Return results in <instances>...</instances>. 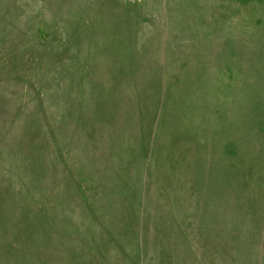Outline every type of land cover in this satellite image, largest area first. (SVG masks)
Listing matches in <instances>:
<instances>
[{
  "label": "rangeland",
  "instance_id": "obj_1",
  "mask_svg": "<svg viewBox=\"0 0 264 264\" xmlns=\"http://www.w3.org/2000/svg\"><path fill=\"white\" fill-rule=\"evenodd\" d=\"M263 47L264 0H0V264H142L137 246L147 238L135 243L128 221L99 222L90 205L76 204L72 212H80L82 230L68 231L60 201L78 202L79 187L87 194L99 188L115 216V193L140 187L147 170L149 202L137 198L136 209L155 222L146 225L149 231L172 216L170 209L192 210V183L204 201L197 205L217 206L219 233L239 224L235 215L257 222L252 230L260 256L236 248L242 254L223 261L264 264V211L248 204L262 213L251 217L254 212L238 208L241 199L264 200V143L260 135L249 137L255 119L245 140L242 114L234 110L230 122L239 123L224 134L233 146L216 133L215 149L207 145L220 105L230 106L218 96L223 84L230 76L256 78L248 76L254 72L248 60ZM17 52L22 69L11 62ZM60 73L68 78L59 83ZM22 78L37 91L21 88ZM166 97L178 104L166 105ZM190 103L201 106L209 128L199 123L193 130ZM165 125L176 129L177 146L167 143ZM151 136L153 153L166 155L158 159L162 165L142 159L141 145ZM226 146L236 153L225 155ZM225 156L234 157L232 167ZM172 164L177 174L169 191L173 176L163 167ZM242 225L229 232L238 246L249 229ZM151 253L143 264L152 263Z\"/></svg>",
  "mask_w": 264,
  "mask_h": 264
},
{
  "label": "trees",
  "instance_id": "obj_2",
  "mask_svg": "<svg viewBox=\"0 0 264 264\" xmlns=\"http://www.w3.org/2000/svg\"><path fill=\"white\" fill-rule=\"evenodd\" d=\"M20 54L21 52H17L11 58V62L16 60V57H18V55ZM250 55L252 56V58H249L248 64L250 67L253 68L254 72L250 68L248 76H250V74H253L252 76L256 78H250V79L241 78L237 80L235 76H230L228 77L229 80L223 84L224 86H222L226 88L229 96L226 97L224 95L225 88H222L221 92L218 93V96L221 95L222 97H225L226 99H228L230 106L226 107L224 106L225 103H222L220 105L221 109L219 110V114H218L219 118L215 119L217 121L214 120V123L212 122L211 137L208 140L209 142L207 144L209 149H211L212 151L215 149V144L213 143L214 133H216L217 136L220 135V137L224 138V139L221 138L220 140L226 141V144L231 143L230 145L233 146V143L230 142L231 139L226 137L224 134L228 133V131H226L227 130L226 128H229L231 124L239 123V121H243L246 126V132H245V140H246V136L248 134L247 127L253 126L252 121L255 119V126L257 127V129H255L254 127L253 134L249 135V137L255 134L260 135V141L264 143V139H263L264 137V77H263L264 76V47L260 48L259 51L257 52L256 51L251 52ZM261 55H262V58H259ZM17 61H14V63L16 64ZM17 63L18 64L16 65L18 66V69H22V65H20L21 62L18 61ZM32 64L33 63L29 61L28 66L30 69L32 67ZM67 78L68 76L65 78L60 73L59 78L56 79V81L57 82L66 81ZM234 79H236V81ZM23 81H26V83L24 84L25 85L24 87L21 85ZM18 83L20 84L21 88H28L29 90H31V92H34L36 90L35 86L32 85V82L29 79L24 80L22 78ZM62 87H63V84L61 86L59 85L60 91H63ZM164 100H165L166 105H174V104L177 105L178 104L176 101L172 100L169 97H166ZM236 101L238 104L236 103ZM190 104H192L193 106L192 114L194 112L193 119H191V121L189 122L191 123L190 126L193 127V130L195 128L196 130L199 128V125H198L199 123H201L203 127L206 126L205 122L203 121L204 118L202 115V113H204V110L197 103H190ZM234 110L242 114V116L239 119V121L230 122V115ZM245 115H246V119H245ZM248 116L252 117L249 126H248ZM206 128H209V127L206 126ZM172 129L173 128L171 126L165 125L166 141L170 146L175 147L178 145L179 139L176 134L177 131H175L176 129H174L173 132H172ZM45 132H46V135L50 136L51 132L47 125L45 127ZM199 135L200 134H197V135L192 134V136H195L197 141H199V138H198ZM191 143H193V138L191 140ZM141 147H143L141 151L142 159L144 160L146 159L147 163L150 162L151 159H155L157 163L159 161L158 159H161L163 157H164L163 159H167L166 155H164L163 157H161L160 155H157L158 156L157 157L153 153V148H154L153 136H151L147 141H145L144 145L142 144ZM226 148H227V151L229 150L230 152V148H228V146H226ZM226 153L225 155H229V154L234 155L236 153V149L234 150V154H232L231 152L228 154ZM225 157L230 162V166L232 167L234 164V161H231V159H233L234 157L233 156H228V157L225 156ZM170 159L172 158L170 157ZM173 159H176V158H173ZM160 164L161 162L159 161V165ZM163 169H166V172H170L169 175L173 176L172 177L173 179L171 178L170 180H168V189L169 191H171L173 190V187H174L175 175L177 174L176 167L174 164H172V166L170 167L168 166L167 168L163 167ZM142 174H143L142 175L143 180L140 183V187L139 185L135 183V184H132V186L127 191L121 190L115 193L116 194L115 196L116 206L112 205L116 208L115 216L113 215L114 213L113 208L108 203V201H106L107 199H104V197L106 196H103L102 189H99V188L98 190L97 189H94L93 191L91 190L92 192H89L87 194L85 193V190L82 189V187H79L78 192L80 196L77 197L78 202H75V203H73L74 199L72 200V202H66L67 201L66 199L65 200L62 199L60 203L62 202L61 207L64 204L65 211H63V213H66V216H64V219H67L65 220L67 224V230L68 231L70 230L75 233H79L82 230V226H83L82 224L84 221L80 218V212L75 214L72 211H75L78 208L76 206L80 204H82L83 206L86 205L87 207L88 205H90V208H92V211L94 212V215L99 222H103V221L112 222V220L117 219L121 222V224H123L122 221H125V222L128 221L131 226L130 233L134 236L135 243L142 244L145 242V238H147L146 244L137 246L139 253L141 252V255H139L138 253L139 259L137 261H140L142 264L146 260V257H148L149 252L150 253L152 252L151 257L149 258V260H153L151 264H155L154 263L156 262L155 260L157 259L158 261V259H161V257L162 258L166 257V259H172L173 262H174L173 259H175L174 264L176 263L177 264H225L226 263L227 264L228 259L224 258V261H223L222 256L224 257L228 256V257L235 258L239 256L240 254H242L241 251L236 252L235 251L236 248L246 250V252H244V254L246 255L257 256V257L260 256V254L255 250L257 248V241H256L255 236H253L254 232L252 230V227H255V223L257 224V222H255V220L254 221L252 220L253 222H250V221L243 222L241 215L239 216L235 215L237 219L240 220L239 224L237 226H234L231 223L228 228L223 227L219 233L217 231V228L220 227V225H217V224L219 223L220 219L217 218L218 213H219V210H216L217 206L209 205V202H205L207 204L197 205L196 202L203 203L204 201H202V198L200 197L201 191L198 189V187L192 188L193 187L192 183H189L187 187V189L189 190L188 193L190 194L188 200H190L189 202L192 204L190 205V208L193 206L192 210H186L185 206H184L185 208L183 207L184 209L181 208L182 210H185L183 213H178V212L173 211V209H170L172 211H169L168 213H170V215L172 216L168 218L167 220H165L164 222H162L161 225H159L158 229H153L149 231L146 225L152 226L150 225V223H155V222L152 221L151 216H149L147 213L144 214L141 208H139V210L136 209L137 198L138 199L140 198L142 202L143 200L146 203L149 202L148 197L143 192V189H146L147 186H148L147 189H149V186L151 185V180L150 181L148 180V176L150 177L151 173H150V170H147V172L145 171ZM153 175L156 176V173L154 172ZM234 176L236 178H239L240 174H235ZM166 182L167 181H164V184ZM138 187L140 188V190ZM158 190H161V189L159 188ZM125 196H127V198L131 201L129 200L128 202L124 201ZM167 200L170 203V198H167ZM175 200H179L182 203H184L186 199L178 198ZM65 202L67 204H65ZM168 202L167 204H169ZM113 203H114V200H113ZM184 204H187V203H184ZM248 204L253 209L262 208L261 211H264L263 209L264 200L259 201L258 203L256 201L255 202L249 201L247 203L246 199H241L238 202V205H239L238 208H239L240 214L243 213L245 215H250L252 212H254V211L248 210L249 209ZM170 208H171V205H170ZM186 211H192V212H186ZM260 213H261L260 211H258V213L254 212L250 216L255 217L256 215H260L262 217V213L261 214ZM85 218H87V216ZM261 222L264 223V220L262 219ZM173 223H175L174 225L175 228L172 230ZM242 223L248 224L249 229L247 231L246 230L244 231V233L246 234V243L241 244V246H238L237 243H235L236 240L232 237L233 234L230 235L229 232L230 230H234L236 227H239V226H240V230H239L240 232L242 230V227H241ZM166 225H169L170 227V229H168L167 231H165ZM242 226L244 229V225ZM225 232L228 234H225L226 236H222V234H224ZM148 233L151 236L150 238H149ZM262 235H263V232H262ZM150 239L151 240L155 239L156 241H152L155 243H152ZM91 240H93V238H91ZM229 241L231 244L227 243ZM258 241H259L258 247L259 246L261 247L263 244V241H261L260 238ZM149 242L150 244L147 245V243ZM236 245L238 247H236ZM218 246L220 248L222 246V248L220 249L218 248ZM232 246L234 248H232ZM147 247H149V250ZM249 260L250 259H248V261ZM258 260L261 262V259H258ZM256 264H259V263H256ZM262 264H263V261H262Z\"/></svg>",
  "mask_w": 264,
  "mask_h": 264
}]
</instances>
